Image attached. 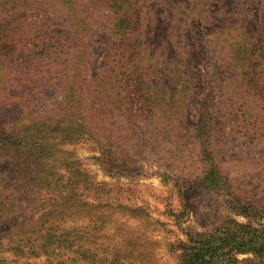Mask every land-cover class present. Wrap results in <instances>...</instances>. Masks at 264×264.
<instances>
[{"label": "rangeland", "instance_id": "1", "mask_svg": "<svg viewBox=\"0 0 264 264\" xmlns=\"http://www.w3.org/2000/svg\"><path fill=\"white\" fill-rule=\"evenodd\" d=\"M127 1L131 32L121 40L110 28L115 15H109V1L80 0L94 27L86 42L85 91L97 73L118 66V53L124 60L127 106L108 119L116 160L108 163L100 147L88 143L57 155L68 161L69 177L82 188L87 183L101 206L66 210L59 226L77 229L63 238L74 246L51 248L48 256L27 257L2 245L23 211L15 213L18 221L0 220V264H183L186 246L233 227L230 221L264 227V0ZM44 17L46 27L68 38L56 29L58 15ZM35 21L29 20L33 32L14 41L13 66L24 60L23 45L38 43ZM235 22L257 36L243 46L234 32L224 31ZM140 81L164 88L159 112L146 103L151 90ZM17 112L0 102V124L8 126ZM5 156L0 154V193L5 187L8 195L19 181ZM214 180L223 185L209 183ZM54 195L43 197L60 202ZM28 204L21 205L25 215ZM35 225L27 223L29 229ZM232 255L235 264L253 258L242 250Z\"/></svg>", "mask_w": 264, "mask_h": 264}, {"label": "trees", "instance_id": "2", "mask_svg": "<svg viewBox=\"0 0 264 264\" xmlns=\"http://www.w3.org/2000/svg\"><path fill=\"white\" fill-rule=\"evenodd\" d=\"M107 1L109 15H115L109 21L111 31L124 40L131 32L130 5L127 0ZM48 13L58 15L60 24L56 29L66 30L68 38H64V32L46 27L48 19L44 16ZM32 17L36 19L34 32L38 43L31 47L21 43L24 60L13 66V55L19 45L14 41L33 32L29 22ZM38 23L42 28H38ZM93 29L80 0H0V102L6 107L18 108L8 126L0 124V154L10 158L19 181L13 193L7 195L5 187L0 193V220L11 222L18 221L21 214L24 217L14 224L17 230H6L10 238L2 245L6 243L11 251L27 257L48 256L51 248L55 251L62 246H74L72 242L67 245V239L63 238L77 229H61L60 216L76 206H101L100 198L91 193L93 189L87 183L82 188L69 177L68 161H59L57 155L71 154L69 148L81 143L99 146L108 163L117 155L108 119L127 106L124 60L122 53H118L115 67L119 70L103 69L92 79L90 91L86 92L89 67L86 42ZM224 31L234 32L243 46L257 36L256 30L240 22L225 26ZM140 83L151 90L146 103L153 106V113L159 112L164 88L154 89L146 82ZM208 110L205 105L201 114L199 131L203 133L207 132ZM214 181L209 183L223 185L221 180ZM50 192L61 201L50 203L51 200L43 197ZM25 203L30 207L26 215L21 206ZM16 212L22 213L14 217ZM33 220L36 225L29 229L27 223ZM230 223L233 227L218 228L186 246L183 264H235L232 254L241 250L253 255L250 264H256L258 258L261 260L257 264H264V227Z\"/></svg>", "mask_w": 264, "mask_h": 264}]
</instances>
